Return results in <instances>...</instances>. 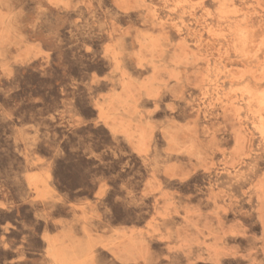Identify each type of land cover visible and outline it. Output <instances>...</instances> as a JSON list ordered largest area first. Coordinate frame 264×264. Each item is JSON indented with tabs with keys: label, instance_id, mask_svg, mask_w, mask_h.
<instances>
[{
	"label": "rangeland",
	"instance_id": "374dc122",
	"mask_svg": "<svg viewBox=\"0 0 264 264\" xmlns=\"http://www.w3.org/2000/svg\"><path fill=\"white\" fill-rule=\"evenodd\" d=\"M263 99L264 0H0V264H264Z\"/></svg>",
	"mask_w": 264,
	"mask_h": 264
},
{
	"label": "snow or ice",
	"instance_id": "6c2138e0",
	"mask_svg": "<svg viewBox=\"0 0 264 264\" xmlns=\"http://www.w3.org/2000/svg\"><path fill=\"white\" fill-rule=\"evenodd\" d=\"M89 52H91V49H89Z\"/></svg>",
	"mask_w": 264,
	"mask_h": 264
},
{
	"label": "bare ground",
	"instance_id": "6f19581e",
	"mask_svg": "<svg viewBox=\"0 0 264 264\" xmlns=\"http://www.w3.org/2000/svg\"><path fill=\"white\" fill-rule=\"evenodd\" d=\"M264 100V99H263ZM262 101V100H261ZM260 104V103H259ZM264 104V103H263ZM264 129V128H263Z\"/></svg>",
	"mask_w": 264,
	"mask_h": 264
}]
</instances>
